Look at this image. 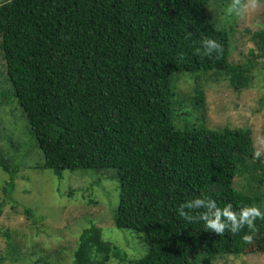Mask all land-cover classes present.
I'll use <instances>...</instances> for the list:
<instances>
[{
    "label": "trees",
    "instance_id": "obj_1",
    "mask_svg": "<svg viewBox=\"0 0 264 264\" xmlns=\"http://www.w3.org/2000/svg\"><path fill=\"white\" fill-rule=\"evenodd\" d=\"M211 1L0 2L4 68L44 154L41 168L59 178L66 170H115L120 195L114 224L143 233L148 245L136 264H197L202 254L264 252V219L218 236L176 211L193 198L212 199L221 208L231 203L233 210L264 200V193L235 186L238 176L247 185L264 183V154L255 156L252 128H210L198 84L192 96L174 92L176 73H190L196 83L211 73L225 76L236 90L251 81L253 63L230 61L234 25L211 24ZM203 37L221 44L219 56L197 54ZM249 55L256 63L258 55ZM193 111L197 118L185 121ZM10 166L0 158L9 173L0 216L15 183ZM25 212L35 213L30 207ZM245 233L252 234L251 243L242 240ZM5 234L0 264H15L23 245ZM119 254L92 224L81 232L72 264L119 263Z\"/></svg>",
    "mask_w": 264,
    "mask_h": 264
},
{
    "label": "rangeland",
    "instance_id": "obj_2",
    "mask_svg": "<svg viewBox=\"0 0 264 264\" xmlns=\"http://www.w3.org/2000/svg\"><path fill=\"white\" fill-rule=\"evenodd\" d=\"M235 2L211 1L208 16L217 29L234 25L230 61L254 64L249 85L236 90L225 76L218 78L211 73L196 83L190 73H176L174 92L192 96L198 84L205 93L207 126L216 129L226 125L251 127L256 150L264 154V39L260 31L264 30V5L255 0L253 7L250 0H239L245 10L236 16L228 12ZM251 50L258 55L256 63L249 55ZM4 65L0 51V158L15 170L14 187L8 197L5 196L0 216V254L6 251L5 232H8L14 242L23 245V257L15 264H72L81 232L96 224L120 253L119 263L115 259L107 264H136L147 254L148 245L143 233L120 229L114 224L120 195L119 181L112 178L115 170H66L59 178L51 170L41 168L44 154L17 103ZM196 118L197 113L193 111L184 120L189 122ZM8 180L9 173L0 167V199L4 196L2 187ZM252 183L247 185L242 176L235 179L237 188L264 193V183ZM256 205L264 211V200ZM26 207L35 212L32 217L25 212ZM4 264L14 263L5 260ZM197 264H264V252L247 250L239 255L211 257L202 254Z\"/></svg>",
    "mask_w": 264,
    "mask_h": 264
},
{
    "label": "clouds",
    "instance_id": "obj_3",
    "mask_svg": "<svg viewBox=\"0 0 264 264\" xmlns=\"http://www.w3.org/2000/svg\"><path fill=\"white\" fill-rule=\"evenodd\" d=\"M250 3L255 7V0H250ZM244 10V5H241L239 0H236V2L228 8L229 14H234L236 16L242 15ZM221 52L222 46L216 39L209 37L201 38L197 54L211 57L213 54L219 56ZM180 58H182V56ZM260 155V152L255 153L256 157ZM176 211L178 216L189 224L193 222H202L204 230H210L218 236L223 235L226 231L237 234L241 229L245 228V226L248 229H252L257 219H264V211L256 205L243 206L238 210H233V205L231 203L221 208L218 207L214 200L203 198H193L185 201ZM241 238L245 242L251 243L253 236L250 233H245Z\"/></svg>",
    "mask_w": 264,
    "mask_h": 264
}]
</instances>
